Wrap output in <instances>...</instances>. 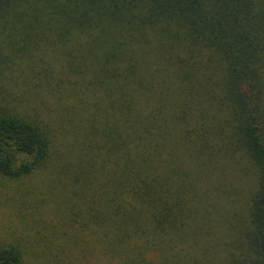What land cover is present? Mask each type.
Instances as JSON below:
<instances>
[{
	"label": "trees",
	"instance_id": "16d2710c",
	"mask_svg": "<svg viewBox=\"0 0 264 264\" xmlns=\"http://www.w3.org/2000/svg\"><path fill=\"white\" fill-rule=\"evenodd\" d=\"M1 223L0 264H264V0H0Z\"/></svg>",
	"mask_w": 264,
	"mask_h": 264
},
{
	"label": "rangeland",
	"instance_id": "374dc122",
	"mask_svg": "<svg viewBox=\"0 0 264 264\" xmlns=\"http://www.w3.org/2000/svg\"><path fill=\"white\" fill-rule=\"evenodd\" d=\"M20 215H23V214L18 213V215L16 217H12V221H11L13 223L11 226L16 228V231L18 232V234L21 231V226H22L20 224V221H21V216ZM4 225H7V223H5ZM0 233L1 234H5V236H8V235H6L7 234V229H5L3 227V223H1V225H0ZM15 235H17V234H15Z\"/></svg>",
	"mask_w": 264,
	"mask_h": 264
}]
</instances>
